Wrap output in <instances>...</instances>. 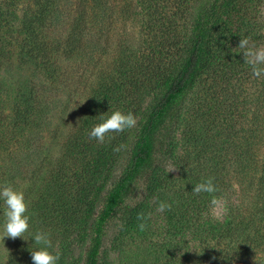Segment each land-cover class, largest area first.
I'll return each mask as SVG.
<instances>
[{
  "label": "trees",
  "instance_id": "trees-1",
  "mask_svg": "<svg viewBox=\"0 0 264 264\" xmlns=\"http://www.w3.org/2000/svg\"><path fill=\"white\" fill-rule=\"evenodd\" d=\"M242 37L264 45V0H0V186L30 216L0 264H32L40 230L58 264H264V76ZM116 110L136 127L89 140Z\"/></svg>",
  "mask_w": 264,
  "mask_h": 264
},
{
  "label": "clouds",
  "instance_id": "clouds-1",
  "mask_svg": "<svg viewBox=\"0 0 264 264\" xmlns=\"http://www.w3.org/2000/svg\"><path fill=\"white\" fill-rule=\"evenodd\" d=\"M235 48L241 50L239 53H242L244 62L250 65L254 78L264 76V47L250 46L248 38L242 37ZM101 121L93 126L88 133L89 140H95L100 144H103L106 138L110 139L111 133H122L137 125V119L132 113H124L120 110L113 111L106 118L101 117ZM123 147V145L117 146L113 151L120 152ZM137 189L142 191L139 186ZM216 191L213 177L202 179L201 182L194 184L192 189L193 194L196 195L201 193L214 194ZM0 201L3 202V215L5 217L3 238L9 237L15 240L22 237L25 239V233L29 232L30 229V216L27 214L29 205L25 199V194L23 191L15 189L11 184H5L0 186ZM218 203V199L213 196L210 204L215 207ZM170 208L171 204L160 202L157 211L164 212ZM150 218L151 213L147 215L138 214L137 219L140 221L139 229L141 231L146 230L147 221ZM33 240L38 247L30 252L32 264H58L60 255L51 251L53 245L49 232L37 231L33 234Z\"/></svg>",
  "mask_w": 264,
  "mask_h": 264
},
{
  "label": "rangeland",
  "instance_id": "rangeland-1",
  "mask_svg": "<svg viewBox=\"0 0 264 264\" xmlns=\"http://www.w3.org/2000/svg\"><path fill=\"white\" fill-rule=\"evenodd\" d=\"M261 47H264V45H262ZM223 211H224V209H223L222 204H218L214 209V213L217 216L222 215ZM108 228H109V232H110L108 244H111L110 240L114 239L116 237L115 235H117V232L119 231V214L112 219V221L109 223ZM2 237H3V233L0 236V241H2ZM118 257H119V247L116 249V251H112V252L108 253L106 259L111 264H119L120 261H119Z\"/></svg>",
  "mask_w": 264,
  "mask_h": 264
}]
</instances>
